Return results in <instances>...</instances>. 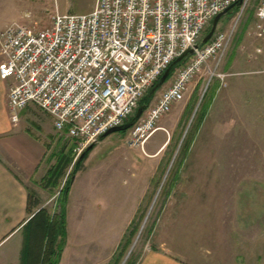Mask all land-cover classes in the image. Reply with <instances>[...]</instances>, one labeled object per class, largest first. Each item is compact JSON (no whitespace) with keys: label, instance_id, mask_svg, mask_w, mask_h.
I'll return each mask as SVG.
<instances>
[{"label":"rangeland","instance_id":"rangeland-1","mask_svg":"<svg viewBox=\"0 0 264 264\" xmlns=\"http://www.w3.org/2000/svg\"><path fill=\"white\" fill-rule=\"evenodd\" d=\"M259 3L244 0L219 21L217 30L231 34L224 59L219 65L213 60L214 75L204 72L190 83L185 99L144 144H133L128 130L114 132L82 161V175L72 189L74 178L66 203L67 245L60 264H139L147 251L168 241L173 226L190 233L189 244L202 256L213 254L225 264H264ZM95 6L96 0H0V31L14 23L44 28L56 13H90ZM188 61L140 106L156 103ZM52 122L47 116L43 127L50 131L44 136L48 170L62 154L71 158L70 166L58 187L47 188L44 180L30 187L44 207L60 212L62 189L85 150L75 151L72 139L50 129ZM28 126L39 131L32 122Z\"/></svg>","mask_w":264,"mask_h":264},{"label":"built area","instance_id":"built-area-1","mask_svg":"<svg viewBox=\"0 0 264 264\" xmlns=\"http://www.w3.org/2000/svg\"><path fill=\"white\" fill-rule=\"evenodd\" d=\"M237 1L96 0L92 12L56 13L44 28L7 26L0 32V76L10 82L12 122L35 106L82 153L129 122L165 71L193 49L170 87L129 129L131 142L144 144L196 77L214 75L212 62L220 64L231 34L217 30L196 46L214 18ZM256 18V36L264 40V0Z\"/></svg>","mask_w":264,"mask_h":264},{"label":"crops","instance_id":"crops-1","mask_svg":"<svg viewBox=\"0 0 264 264\" xmlns=\"http://www.w3.org/2000/svg\"><path fill=\"white\" fill-rule=\"evenodd\" d=\"M225 55L226 52L223 59ZM9 88L10 82L0 76V264H20L23 226L31 218L27 212L30 185L43 180L49 171L46 163L49 146L44 136L49 138L50 131L43 130L49 115L35 106L22 111L17 124L12 122L8 110ZM29 122L39 131H32ZM53 126L54 121L50 129ZM82 170L77 173L72 189ZM189 234L174 231L173 226L167 232L168 241L147 251L139 264H225L213 254L202 256L189 244Z\"/></svg>","mask_w":264,"mask_h":264},{"label":"trees","instance_id":"trees-1","mask_svg":"<svg viewBox=\"0 0 264 264\" xmlns=\"http://www.w3.org/2000/svg\"><path fill=\"white\" fill-rule=\"evenodd\" d=\"M182 62L173 67L171 74L174 73L175 69L180 66ZM170 78L171 76L169 79ZM149 93L142 102L148 103L152 99L153 95L150 96ZM132 118L129 121H131ZM104 138L102 137L100 141ZM96 145L97 144H92L85 150L83 159L76 162L70 173L69 179L62 189L61 195L63 197L61 198L60 212H51L47 207L42 205L41 200L33 191L29 193L27 212L31 218L23 226V246L20 264H60L62 254L67 245L66 203L69 191L82 161L91 153ZM72 152L73 151H71L70 154ZM70 162L71 158L62 154L58 158L55 166L51 168L48 175L43 179L45 187L52 189L58 187L60 185V180L66 175Z\"/></svg>","mask_w":264,"mask_h":264},{"label":"water","instance_id":"water-1","mask_svg":"<svg viewBox=\"0 0 264 264\" xmlns=\"http://www.w3.org/2000/svg\"><path fill=\"white\" fill-rule=\"evenodd\" d=\"M244 3V0H238L236 3H234L233 5H231L229 8H227L226 10L222 11L221 13H219L213 20L212 22V26L211 29L209 31V33L200 41V43L196 46V48H199L202 45L207 44L212 37L214 36L215 32L217 31V27H218V23L219 21L226 16L227 14H229L230 12H232L233 10L240 8ZM193 54V49H190L188 51H186L182 56H180L178 59H176L173 64L165 71V73L162 75V77L160 78L159 82L153 87V89L150 91L149 95L152 96L154 95L157 90H159L168 80L173 67L182 62L183 60H185L187 57H189L190 55ZM147 106L146 105H141L135 116L132 118L131 121H129L128 123H126L123 126H119V127H115L110 129L104 136L103 138L111 135L114 132H120V131H127L129 130L144 114L145 110H146ZM100 141V140H99ZM98 141V142H99Z\"/></svg>","mask_w":264,"mask_h":264}]
</instances>
